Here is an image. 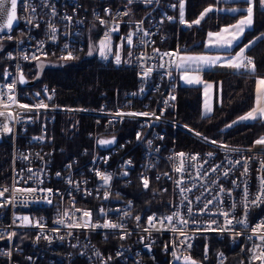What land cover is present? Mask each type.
Returning <instances> with one entry per match:
<instances>
[{
  "label": "built area",
  "instance_id": "built-area-1",
  "mask_svg": "<svg viewBox=\"0 0 264 264\" xmlns=\"http://www.w3.org/2000/svg\"><path fill=\"white\" fill-rule=\"evenodd\" d=\"M222 1L213 0L216 5ZM25 4L35 7L36 11L32 13ZM45 5L53 6L56 15L52 14L53 7ZM106 9L110 15L105 14ZM124 12L128 15H123ZM179 17V0H153L151 4L134 0L130 5L127 0L18 1L17 26L0 33L3 63L0 92L5 98L6 85L18 80L21 72L26 75L40 59H64L69 53L73 58L78 57L85 50L88 32L96 35L94 43L99 61L114 66L123 63L135 66L138 84L128 89L116 87L111 98L104 99L99 107L90 108L55 103L56 85L42 83L31 87L35 82L16 83L12 92L18 103L8 101L6 109L0 104V111H5L6 116L12 115V119L0 117V122L12 129L11 133L0 130V143L8 146L10 156L8 177L0 182V189H8L0 197V203L9 201L0 206V264H154L158 258L166 264H187L185 257L196 264H234L233 255L237 256L236 264H261L259 259L252 260V249L261 244L257 236L264 234L258 227L264 224V202L253 204L251 201L259 193L264 177L261 164L264 145L254 142L264 136L250 144H230L208 137L206 141L205 136H196L198 132L188 131L186 125L168 116L177 100L179 69L175 67V57L163 54L185 52L184 43L169 45L168 24L176 22L181 29H190L193 25L186 18L181 23ZM26 18L32 23H27ZM100 20L105 23L101 24ZM50 25L56 28L55 33ZM115 28L118 30L112 31ZM129 33H135L131 46L122 40ZM100 40L105 42L104 55H101ZM25 56L29 59L25 60ZM148 68L153 71L145 78L143 73ZM258 77L264 78V74ZM213 84L211 81V89ZM41 102L48 107H34ZM21 104L29 105L30 109L19 107ZM61 114L92 118V126L85 130L88 141L77 150L68 151L64 145L55 143L50 126ZM167 125L180 127L209 146L177 147L167 138ZM101 140L111 143L100 144ZM180 153L185 155L181 157ZM193 155L197 156L195 160L191 159ZM235 161H247L246 175H242L244 168ZM217 165L221 167L213 172ZM181 166L183 170L178 172L176 169ZM97 173L110 174L111 180L106 185ZM144 179L148 180L147 189L143 186ZM221 187L225 192L220 191ZM27 188L35 191H15ZM181 188L191 191L181 194ZM229 190L231 196L226 195ZM197 196L199 201L195 199ZM188 200H192L191 214L187 211ZM83 211L91 212L90 225L71 227L89 219L83 216ZM222 212L234 216L231 226L220 215ZM174 213L188 220L184 226L174 218L172 224H176L178 231H172V224L167 221L163 227L158 221L154 226L149 224L150 216L163 218ZM240 219L246 220L247 226L236 224ZM212 220L217 223L211 224ZM106 221L122 227H91ZM225 227L232 230L221 231ZM253 229L258 231L254 233ZM212 236L218 239L217 244ZM200 240L203 251L196 256ZM256 254L259 255V250Z\"/></svg>",
  "mask_w": 264,
  "mask_h": 264
},
{
  "label": "trees",
  "instance_id": "trees-1",
  "mask_svg": "<svg viewBox=\"0 0 264 264\" xmlns=\"http://www.w3.org/2000/svg\"><path fill=\"white\" fill-rule=\"evenodd\" d=\"M184 4V18L191 22L198 19L206 8L213 9L199 25L193 24L190 29H181L176 22L168 24L171 31L169 45L175 46L177 42H181L185 44V52L197 53L211 50L206 48L205 44L209 31L218 30L222 25L234 22L245 12L241 9V12L232 13L222 10L223 7L247 5L245 0H224L218 4L219 8H216L213 0H184ZM259 35L264 36V8H261L259 0H255L253 24L245 30L239 44L231 49L218 51L236 52ZM95 36L89 33L85 50L78 57L56 59L55 64L44 67L40 72L33 66L26 72L31 79L38 77L31 87L42 83L56 85L58 93L55 103L90 108L99 107L104 99L111 98L116 87H136L138 81L135 66L126 63L114 66L99 61L98 51L91 48ZM246 51L255 61V76L244 73L243 69L239 72L220 68L204 69L203 76L213 81L220 90V98L215 102L212 111L207 115L202 111L201 84L189 85L179 81L177 100L169 109L168 116L205 137L230 144H250L254 139L264 136V118L233 124V121L254 106L256 77L264 74V40L257 39ZM2 65L3 63H0V68ZM91 119L76 114L59 115L57 121L50 126L55 143L64 145L68 151L79 149L88 141L85 130L92 126ZM167 138L180 148L203 149L209 146L192 133L173 125H167ZM9 162V148L5 143H0V182L8 177ZM211 239L214 244L219 242L214 236ZM202 251L203 241L200 240L195 255L200 256ZM153 263L166 264L161 258H158L157 263ZM232 263H237V256H232Z\"/></svg>",
  "mask_w": 264,
  "mask_h": 264
},
{
  "label": "snow or ice",
  "instance_id": "snow-or-ice-1",
  "mask_svg": "<svg viewBox=\"0 0 264 264\" xmlns=\"http://www.w3.org/2000/svg\"><path fill=\"white\" fill-rule=\"evenodd\" d=\"M134 2V0H127V3L130 5ZM143 2L145 4H151L153 3V0H143ZM254 2L255 0H245V3H247L249 5V7L244 10L246 11L247 15L243 18L240 19L237 24L235 25H230L227 26L223 29H221V32L218 33H208L209 37L212 36H216V37H221V33H226L229 31V28L235 29L237 33L242 34L246 28L250 27L252 25V17H253V6H254ZM21 3H24V0H21ZM259 4L261 6V8H264V0H259ZM45 6H49V7H53L51 5H45ZM17 7H18V0H0V33H3L5 31V29L7 30H11L14 26V23H18L19 19L17 16ZM172 7H176L175 5H173ZM25 8L26 9H30L32 13H34L36 11L35 7H32L30 4H25ZM184 8H185V4H184V0H179V13H180V22L181 23H185L184 20ZM213 9L211 7L206 8L204 10V12H202L200 14V17L198 19H196L195 21H193L192 23L195 25H199L201 20H203L205 18V16L209 13L212 12ZM229 11H231L232 13H237V12H241L240 9H230ZM53 15H56L55 13V9L53 7ZM105 14L106 15H110L109 10H105ZM118 15H120L118 13ZM123 15H128L127 12H124ZM65 19H71L70 17H65ZM97 19H99V17H97ZM168 20H172V17H167ZM26 22L31 24L32 20L31 19H27L26 18ZM101 24H104L105 21L104 20H100ZM141 24L143 23V21L140 22ZM38 27V25H36ZM51 31L53 33H55L57 30L54 26H51ZM118 28L113 29L112 31H117ZM139 31V29H138ZM148 33H144V35H147ZM133 35H135V33H129L126 37L122 38L123 42L126 43L128 46L133 45ZM2 38V37H0ZM9 39H11L12 37L9 35L8 36ZM53 39H55V36H53ZM221 39H223L221 37ZM258 39L260 40H264V36L258 37ZM240 42V36L239 35H233L231 39L228 40H224L223 43H219L218 46L223 47V48H233L235 47L237 44H239ZM255 43V41L250 42L249 44L245 45L243 48L240 49V52L236 54V56H228V57H221V56H205V55H198V56H185V55H181L179 56L180 59V63L179 64H175V67L177 69H180L182 72L187 73L189 70V65H195L196 67L193 69V71H200L204 68H208V67H213V66H227L233 70H236L237 72H239L241 69L244 70V73H247L251 76H255L257 69H256V64L253 58L251 57H246L245 56V52L246 50H249L252 45ZM105 46V42L101 41L100 42V47L104 48ZM123 46V44L121 45ZM158 52V50H155ZM89 55H91V52L89 53ZM101 55H104L103 51L101 52ZM129 55H131V53H129ZM164 56H169L170 58L172 57H176L178 55V52H174V53H164ZM35 58V57H33ZM64 59H72L73 57L71 56V53L68 54V56L63 57ZM25 60L29 59L28 56L24 57ZM161 59H163V56L161 57ZM120 61V56L117 55L116 56V63L119 64ZM164 65H160V67H163ZM153 71V69L148 68L147 71H145L143 73V76L145 78H147V76ZM241 73V74H244ZM183 79L185 80V82L189 85H197V84H201L202 81L200 79L199 76H192L189 77L187 75H185L183 77ZM16 83H25V79L24 76L22 74V72L20 73L18 80L13 81L12 83L6 85L7 89H8V95L5 98V95L3 92H0V104H2L4 106V108H8L9 104L8 101H10L12 104H17L18 102L15 99L14 93L12 92V90L15 88ZM256 83L258 85L257 87V100L259 101L261 96H264V78H257ZM205 87H210V85H205ZM143 91V90H141ZM37 95H39V93H37ZM48 99H51V96L47 97ZM172 100H175V96L170 97ZM165 103H167V101H165ZM19 107L24 108V109H30L29 105H24L21 104L19 105ZM34 107L36 108H47L48 105L43 104L42 102L38 105H35ZM211 109L206 107L205 110V115H207L208 112H210ZM117 115H143V116H148L149 113H118ZM152 115H155L154 113ZM0 117H5V119H12V115L11 113H8L6 116L5 111H0ZM264 118V107H255L253 108L251 111H249L246 115L241 116L238 118L237 121H233V124L236 123H247L249 121H256L258 119H262ZM156 119H159V117H156ZM232 125H227V127H231ZM0 130H2L4 133H11L12 129L8 126L7 123L4 122H0ZM190 131H192L191 129H189ZM196 136H201L200 133H195ZM138 138H139V134H138ZM162 138V137H161ZM204 139L207 141L208 138L204 137ZM100 144H106V143H111V141H99ZM149 143H151L149 141ZM211 143H216V141H211ZM256 145H264V137H261L260 139L256 140L254 142ZM221 147L225 148L226 150L228 149V146L226 145H221ZM233 151H237L236 149H232ZM261 151H264V148L261 149ZM181 157H183L185 154L184 153H180L179 154ZM209 156H211L212 154L209 153ZM24 159H27V157H23ZM197 158V156L193 155L191 157L192 160H195ZM129 164L131 163L130 161L128 162ZM236 164H241L242 167L244 168V173H242V175H246L248 168H247V161H235ZM262 166H264V161H261ZM221 167V165H217L215 168L212 169L213 172L216 171L217 168ZM178 172L183 170V167L181 166V168H177L176 169ZM29 171L31 172V169H29ZM98 175L102 176L103 182L104 184H108L109 181L111 180V175H105L102 173H97ZM57 175L59 176V173H57ZM126 175V173H125ZM225 176L228 175V172L224 173ZM157 179H159V177H157ZM234 184H236V181H233ZM143 186L144 188H148V180L144 179L143 180ZM238 186V185H237ZM8 189L4 188V189H0V197L4 196V193L7 192ZM15 191H21V192H31V191H35V189H31V188H27V189H15ZM47 191H51L50 189ZM185 191H191V189H184L181 188V194H183ZM221 192H225V189L223 187L220 188ZM90 194V193H89ZM226 195L231 196V191H227ZM249 193L247 190V184L245 181V188H244V197L245 199H247ZM105 199H107V193L105 194ZM187 199V198H186ZM196 201L200 200V197L197 196L195 197ZM257 201L260 202H264V177L261 178V188L259 190V193L257 194L256 198L254 200L251 201V203L256 204ZM50 202V201H49ZM188 213L191 214L193 212V209L191 207L192 204V200H188ZM212 201H208V203H211ZM7 203H9L8 200H4L2 203H0V206H4ZM205 207H207V205H205ZM235 207V205H233V208ZM245 210H247V205H245ZM77 211H80L79 209H77ZM103 211V210H101ZM127 215V213H126ZM220 215H222L225 220L227 221V224L229 226L232 225V219H234V216L232 214H230L229 212H222L220 213ZM83 216L84 217H88V220H85L83 224H74V225H70L71 227H88L90 225V217H91V212L90 211H83ZM174 218H177V223L186 226L188 224V220L184 219L183 217L180 216L179 213H174L173 215H169V216H165L163 218H157L155 216H150L148 217V221L149 224L154 226V222L158 221L161 226L163 227L164 222L167 221L169 224H172ZM25 220H27L28 218L25 217ZM140 217H136V220L139 221ZM60 223H63V221H59ZM195 222V221H193ZM13 223H15V221H13ZM217 222L215 220L211 221V224H216ZM211 224L209 225V228L211 227ZM236 224L238 225H242V226H247L246 225V220L244 219H240L236 221ZM91 227L95 228V227H103L106 229H116V228H120L122 227V225L119 224H114L111 222L106 221L103 225H95L92 224ZM260 230H264V224L258 226ZM148 229L146 228L145 231H147ZM172 231H178L180 229H178L176 227V224H172ZM232 228L231 227H225L222 228L221 231H231ZM258 229H253V232H257ZM181 234L183 235V232L181 231ZM11 235H15V233H12ZM11 235L9 238H11ZM236 235H239V233H236ZM40 237H37V239H39ZM46 238V237H45ZM122 239L124 238L123 236L121 237ZM186 240L188 239L187 237L185 238ZM249 239H251V237H249ZM257 239H259L261 241V244L259 245H254L252 252H253V256H252V260H256L259 259L261 261V264H264V234H261L259 236H257ZM187 247H191L190 244L187 245ZM257 250H259V255H257ZM175 255V253H173ZM8 255H10V253H8ZM221 257L223 256V254H220ZM205 258H207L205 256ZM177 259H179V257H177ZM185 261L187 262V264H196V261L192 260L190 257H185L184 258Z\"/></svg>",
  "mask_w": 264,
  "mask_h": 264
},
{
  "label": "rangeland",
  "instance_id": "rangeland-1",
  "mask_svg": "<svg viewBox=\"0 0 264 264\" xmlns=\"http://www.w3.org/2000/svg\"><path fill=\"white\" fill-rule=\"evenodd\" d=\"M249 7V5H245V6H227V7H223L222 10H230V9H243V10H246L247 8ZM216 8H219L218 5H216ZM204 12V11H203ZM247 15L246 11L241 15L239 16L234 22L232 23H228V24H225V25H222L218 30H212V31H209L208 33H218V32H221V29L227 27V26H230V25H235L237 24V22L240 20V19H243L245 16ZM252 20L254 21V6H253V17H252ZM253 24V22H252ZM252 26V25H251ZM250 26V27H251ZM93 27V26H92ZM95 30H97L98 28L97 27H93ZM92 28V29H93ZM249 28V27H248ZM247 29V28H246ZM245 29V30H246ZM245 32V31H244ZM244 32L242 34H239L236 32L235 29H232V28H229V31L226 32V33H221V37L223 39H221V37H216V36H212V37H209V35L207 34V37H206V48L208 49H214V48H223V47H220L218 46L219 43H223L224 40H228V39H231L233 35H239L240 36V39L242 37V35L244 34ZM89 35V32L87 33V36ZM259 36L255 37L253 39V41H256L258 39ZM252 41V40H251ZM101 42V40H100ZM100 42H99V45H100ZM94 44V46H93ZM93 47V50H96V43H92L91 45V48ZM101 51H104L103 48L100 49ZM91 52V51H90ZM250 56L252 58L251 55L247 54L246 57ZM180 63V59H179V55H177L175 57V63ZM0 63L1 60H0ZM56 63V59L53 58V57H50V60L49 59H40L35 67H37V69H39V72L46 66L48 65H53ZM196 66L195 65H189V70L187 73H184L182 72L180 69H179V73H180V78H181V82L183 84H187L185 82V80L183 79V77L185 75L189 76V77H192V76H199L202 83V92H203V101H202V111L205 112L206 110V107L209 108V109H213V106L215 104V102L218 100V96L220 98V90L219 88L213 84V90L211 89V83H210V80L206 79L204 76H203V72L202 71H193V69L195 68ZM208 68H211V67H208ZM207 68V69H208ZM257 78V77H256ZM205 85H210V87H205ZM211 91H212V99H211ZM255 93H256V96H255V103H254V106L248 110L247 112H245L244 114H242L241 116H244L246 115L249 111H251L253 108L255 107H264V100H263V96L260 97L259 101L257 100V87L255 88ZM239 116V117H241ZM238 117V118H239ZM238 118L236 119V121L238 120Z\"/></svg>",
  "mask_w": 264,
  "mask_h": 264
},
{
  "label": "crops",
  "instance_id": "crops-1",
  "mask_svg": "<svg viewBox=\"0 0 264 264\" xmlns=\"http://www.w3.org/2000/svg\"><path fill=\"white\" fill-rule=\"evenodd\" d=\"M252 41H253V39H252ZM252 41H250V42H252ZM249 42V43H250ZM249 43H247V44H249ZM246 44V45H247ZM244 47V46H243ZM242 47V48H243ZM223 49H228V48H214V49H211L210 51H207V52H200V53H197V52H183L182 54H179V56H181V55H185V56H198V55H205V56H221V57H228V56H236V54L237 53H239L240 52V49L239 50H237L236 52H233V53H226V52H222V51H218V50H223ZM247 55V51L245 52V56ZM176 64H179V62L178 63H176ZM211 68H220V69H227V70H233V69H231V68H229V67H227V66H213V67H211ZM204 69H207V68H204ZM204 69H202V70H200V71H202L203 72V70ZM209 69V68H208ZM242 70V69H241ZM236 71V70H235ZM178 78H179V81L181 82V78H180V73H179V71H178ZM182 83V82H181ZM210 83H211V81H210ZM212 99V98H211ZM218 100H219V96H218ZM211 111H212V108H211ZM210 111V112H211ZM210 112H208V113H210ZM205 113V112H204Z\"/></svg>",
  "mask_w": 264,
  "mask_h": 264
},
{
  "label": "water",
  "instance_id": "water-1",
  "mask_svg": "<svg viewBox=\"0 0 264 264\" xmlns=\"http://www.w3.org/2000/svg\"><path fill=\"white\" fill-rule=\"evenodd\" d=\"M17 16H18V7H17ZM17 24L18 23H14V26H13V28L10 31H12L17 26ZM5 31H9V30L5 29ZM23 76H24V79H25V83H22L23 85H30V84L34 83L38 79V77H35L34 79H28L25 74H23ZM187 130L190 131L188 128H187Z\"/></svg>",
  "mask_w": 264,
  "mask_h": 264
}]
</instances>
